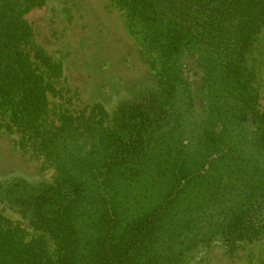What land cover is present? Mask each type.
Returning a JSON list of instances; mask_svg holds the SVG:
<instances>
[{"label": "trees", "instance_id": "1", "mask_svg": "<svg viewBox=\"0 0 264 264\" xmlns=\"http://www.w3.org/2000/svg\"><path fill=\"white\" fill-rule=\"evenodd\" d=\"M45 1L0 0V126L54 169L0 180L19 215H0V264H191L264 240V0H113L159 68L88 116L50 108L62 64L25 18Z\"/></svg>", "mask_w": 264, "mask_h": 264}, {"label": "rangeland", "instance_id": "2", "mask_svg": "<svg viewBox=\"0 0 264 264\" xmlns=\"http://www.w3.org/2000/svg\"><path fill=\"white\" fill-rule=\"evenodd\" d=\"M25 18L34 41L62 64V76L55 83L59 93L49 95L51 109L88 116L94 104L111 109L133 89L155 81L157 54L146 50L129 32L124 13L113 0H46ZM261 49L253 82L259 110L264 105V30ZM19 137L0 126V180L11 175L30 181L51 179L54 169L43 167L45 157L20 148ZM0 215L19 219L2 204ZM263 259L264 240H259L232 248L216 245L191 264H259Z\"/></svg>", "mask_w": 264, "mask_h": 264}]
</instances>
